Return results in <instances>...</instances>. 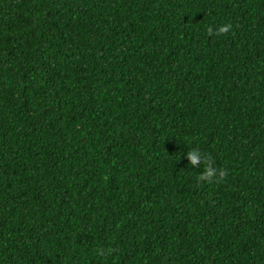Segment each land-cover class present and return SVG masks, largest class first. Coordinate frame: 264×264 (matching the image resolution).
Wrapping results in <instances>:
<instances>
[{"label": "trees", "instance_id": "16d2710c", "mask_svg": "<svg viewBox=\"0 0 264 264\" xmlns=\"http://www.w3.org/2000/svg\"><path fill=\"white\" fill-rule=\"evenodd\" d=\"M0 264H264V0H0Z\"/></svg>", "mask_w": 264, "mask_h": 264}, {"label": "clouds", "instance_id": "9594fccd", "mask_svg": "<svg viewBox=\"0 0 264 264\" xmlns=\"http://www.w3.org/2000/svg\"><path fill=\"white\" fill-rule=\"evenodd\" d=\"M231 25L230 24H224V25H221L219 27H217L216 29V34L217 35H222V34H225L227 32H229L231 30ZM207 32L209 35L212 34V28L209 27L207 29ZM186 156L189 160V164L190 165H199L202 161L206 160V159H210L209 158H205L202 156V154L196 150L195 148H193L191 151H188L186 153ZM224 177V173L223 171L221 170L219 173L217 172V169L212 166V165H205V167L203 168V171L200 173V175L198 176V180L200 181H205V182H219L220 180H222Z\"/></svg>", "mask_w": 264, "mask_h": 264}]
</instances>
